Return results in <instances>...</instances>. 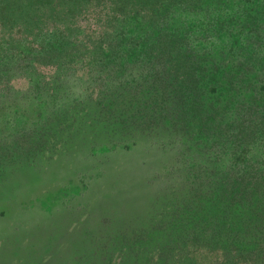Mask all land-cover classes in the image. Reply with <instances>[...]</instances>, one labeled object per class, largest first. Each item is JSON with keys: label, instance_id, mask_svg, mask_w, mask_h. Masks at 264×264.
Returning <instances> with one entry per match:
<instances>
[{"label": "trees", "instance_id": "obj_1", "mask_svg": "<svg viewBox=\"0 0 264 264\" xmlns=\"http://www.w3.org/2000/svg\"><path fill=\"white\" fill-rule=\"evenodd\" d=\"M78 121L173 149L149 263L264 264V0H0V176ZM132 228L107 247L153 240Z\"/></svg>", "mask_w": 264, "mask_h": 264}, {"label": "rangeland", "instance_id": "obj_2", "mask_svg": "<svg viewBox=\"0 0 264 264\" xmlns=\"http://www.w3.org/2000/svg\"><path fill=\"white\" fill-rule=\"evenodd\" d=\"M95 23L88 16L79 25L93 31ZM44 71L51 77L55 70ZM12 83L21 92L30 85L26 78ZM80 124L53 151L0 176V264H151L173 232L152 227L173 183V175L158 178L173 149L157 151L154 140L141 138L132 152L112 150L109 130L87 125L81 132ZM130 227L149 228L153 240L136 250L107 247Z\"/></svg>", "mask_w": 264, "mask_h": 264}]
</instances>
